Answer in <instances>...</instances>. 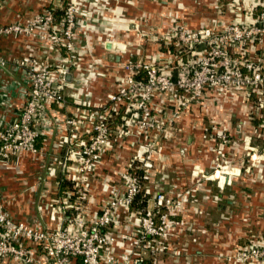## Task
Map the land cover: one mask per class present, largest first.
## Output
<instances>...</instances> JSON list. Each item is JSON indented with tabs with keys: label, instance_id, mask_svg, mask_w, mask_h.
Segmentation results:
<instances>
[{
	"label": "built area",
	"instance_id": "2783aa9c",
	"mask_svg": "<svg viewBox=\"0 0 264 264\" xmlns=\"http://www.w3.org/2000/svg\"><path fill=\"white\" fill-rule=\"evenodd\" d=\"M3 1L0 0V6ZM63 2L66 6L59 16L47 8L27 21L0 23V39L35 38L47 54L45 58L29 54L12 59L0 52V68L20 73L24 84L19 85L25 98L19 111L0 127V167L11 166L19 154L27 153L34 158L45 156L47 150L38 145L39 139L59 131L64 136L57 144H68V154L65 159L56 157L54 160L65 169L76 199L66 206L71 210L70 215L59 216L60 225L56 229L43 227L39 222L15 219L0 202V256L9 258L12 264H137L143 260L145 250L154 249L152 242H162L179 223L171 217L175 206L170 205L171 199L163 189L155 192L156 205L143 209L141 217H122L121 210L130 212L141 190L140 176L132 171L124 176L125 192L113 191L102 208L90 215L88 201L98 164L116 147L118 133H123L118 127L114 128V118L126 110V105L131 107L136 103L143 111L141 128L163 130L166 122L162 119V123H158L150 106L158 90L170 97L175 89L176 113L181 106H187L178 95L181 88L195 93L193 97L198 98L203 97L206 89L224 97L241 93L250 109V119L259 121L260 127L259 133L241 138L245 156L249 157L245 170L263 167L264 56L253 53H257L258 43L264 41V0H230L225 9L236 18L220 30L212 26L191 28L185 22H174L162 39L176 46L175 53L171 50L165 53L183 67L176 81L172 82L154 61L128 60L123 64L124 77L120 80L119 75L116 76L115 89L106 94V101L77 103L71 114L61 121L54 114L53 106L60 111L68 107V89L74 75L82 74L79 82L86 75L90 79V72L83 65L88 47L81 43L79 35L84 28L81 6L71 0ZM86 31L82 33L85 37L88 36ZM52 50H57L59 57H50ZM100 64L95 62L91 70L96 72ZM68 74H72L70 81ZM187 78H192L194 83L185 84ZM88 89L90 91V87ZM214 129L222 148L237 144L238 140H234L227 127L216 125ZM258 138L263 141L261 146L254 144ZM141 154L132 157L130 169L136 160L146 161L145 165L150 166V155L141 157ZM225 168L228 170L223 171L226 176L223 175L220 186L230 181L231 173L241 174L240 168H231L228 164ZM220 172L218 169L214 177L218 178ZM144 177L149 178V173ZM121 226L129 232L131 246L118 253L115 244L117 229ZM164 249L165 246L160 250ZM238 258L248 264L264 261V239L258 238L241 247Z\"/></svg>",
	"mask_w": 264,
	"mask_h": 264
},
{
	"label": "crops",
	"instance_id": "0c3cea01",
	"mask_svg": "<svg viewBox=\"0 0 264 264\" xmlns=\"http://www.w3.org/2000/svg\"><path fill=\"white\" fill-rule=\"evenodd\" d=\"M220 1L111 0L110 11L106 15L115 19L116 28H112L109 32H92L84 38L82 36L83 29L79 31L81 43L88 47L83 65L89 70L90 79L86 75L82 82L87 84H81L79 79L82 74L76 73L73 78L74 82L68 89L70 93L68 107L60 111L54 105V114L63 121L66 115L71 114L73 106L77 103L98 104L106 101V94L115 89L116 76L125 74L123 64L131 60L130 57L126 58L127 50L160 48L162 44L160 41L156 43L147 37L139 38V29L145 35L153 33L161 39L176 21L186 22L191 28L212 26L217 30L231 23L236 15L224 9L222 7L224 4H220ZM62 4L61 0H4L0 6V23L27 21L33 15L45 11L47 8L53 9L59 16L62 12ZM138 18L142 20L139 23H134L136 22L134 19ZM144 19L145 22L148 21L146 24ZM146 25L152 26V28ZM108 42L124 43L125 48L108 49ZM40 44L38 39L31 37H3L0 39V52L12 59L29 54L45 58L47 54L40 48ZM256 49L257 53H253V55L264 56V41L258 43ZM111 54H114L113 59L110 57ZM58 55L57 50L49 51V56L52 58ZM95 62L101 64L98 65L96 72H93L91 68ZM20 83L24 84L21 81L20 73L14 69L0 68V127L23 106L25 98L20 89ZM166 97L168 111L171 114L175 109L176 101L170 100L168 94ZM209 99L212 104L211 117L219 119L222 126L227 127L230 135L234 136V140L239 141L235 146L227 147L226 152H228L229 163H234L241 169V176H235L237 185H229L226 192L218 190L219 199L223 203L220 202L217 205V203L201 201L208 202L209 205L206 207L201 205V208L206 209L211 217L206 218L205 215H200L197 209L193 208L191 217L187 219L190 222L191 231L193 226H195V231L198 228L206 227L203 249H196L190 253L180 252L175 250L179 247V244L175 242L173 250L169 248L170 246H166V252H164L165 250L160 252L145 250L142 253L143 260L138 261L137 264H248L237 260L228 261L227 256L235 254L247 242L258 238L264 239V167L255 168L251 174H248L242 164L245 152L241 144V138L244 135L259 133V121L250 119V109L244 103L241 93H230L225 97L212 93ZM124 108L126 110L124 109L122 114H117L114 118V128L127 129L126 122L122 120L128 119L132 110L127 105ZM204 119L203 115H199L198 107L187 110L178 120L179 132L176 137L168 141L164 140V151L160 154H163L165 159L174 157L177 160L181 158V149L184 147L192 150V155L203 154V152L198 154L199 147L204 151L207 147L214 149L218 144L216 129H214L216 125L207 137L204 132L208 127H206ZM63 136L61 132L54 131L39 139L38 145L45 146L47 150V154L43 157L34 158L27 153L19 154L14 158L11 166L0 167V202L15 219L29 223L39 222L43 227L56 229L60 225L59 216L61 214L70 215L71 210L66 206L72 205L76 199L73 193V184L71 186L66 182L65 169L54 160L56 157L65 159L68 154V144L64 143L63 146L57 144ZM132 140L131 137L120 143L123 140L118 138L116 147L109 151L98 164L88 201L90 215L102 208L113 191L117 190L120 194L125 192L126 187L125 184H122V179L127 172L124 167L119 168L118 162L131 159ZM262 142L258 138L254 144L261 146ZM120 146L124 148L119 150ZM160 154L158 153L156 156H160ZM205 158L210 159V156L206 155ZM154 176L157 177V174ZM251 176H254L256 180L251 181ZM215 188L218 189V187ZM199 198L200 194L194 197V201H198ZM229 209L234 211L233 216L229 221L222 220L220 222L222 231L221 234L216 235L215 231L209 228L210 223L212 224L216 214V216L223 215L228 213ZM136 214L133 205L128 213H125L124 209L121 210L122 217L131 215L130 217L135 219ZM117 231L118 241L115 248L119 253L129 248L131 241L129 232L123 226ZM122 235H125V238ZM254 237L255 239H253ZM169 243L171 244L170 241ZM217 251L225 254L217 256ZM0 264H12V262L9 258L0 256ZM259 264H264V261H260Z\"/></svg>",
	"mask_w": 264,
	"mask_h": 264
},
{
	"label": "rangeland",
	"instance_id": "374dc122",
	"mask_svg": "<svg viewBox=\"0 0 264 264\" xmlns=\"http://www.w3.org/2000/svg\"><path fill=\"white\" fill-rule=\"evenodd\" d=\"M61 1L63 2L64 0ZM71 1L74 2V4L81 6V12L83 13L82 18L84 19L83 30H87V34H91L92 32L95 33L97 31L109 32L112 28H116V23L114 21L115 19H112L111 17H108L106 15V13L110 11L111 0ZM229 1L230 0H221L219 3H223L224 5H222V7L225 9V4H227ZM65 6L66 3L63 2L61 14L64 12ZM141 20L142 19L140 18L136 20L134 19V21H136L134 23H139ZM143 21L145 24L148 22H145V19ZM186 24L189 25L188 23ZM146 26L152 28V26ZM138 33L139 38L147 37V39L150 38L152 42L158 43L160 41L162 44L159 49L155 50H146L142 48L127 50L128 55L126 58L128 59L130 57L132 61H154L157 66L160 67L164 71V73H166L170 77L172 82L176 81L178 79V74L182 72L183 67H180L172 59L165 56V53H167L168 50H171L173 53H175L176 46L173 44L164 43V40L162 38L160 39L156 37L157 34L151 33L145 35L142 33L141 29H139ZM82 36L83 38L85 37L84 34H82ZM118 77L121 80V78L124 77V74H119ZM193 83L194 80L192 78H187V80L185 81V84L192 85ZM174 92L175 89H172V94L169 97L170 100L176 101L175 109L171 114L168 111V103L166 100L167 97L165 94H163V91H156L150 101V106L153 109V115L156 116L157 122L162 123V119L166 122V126L163 130H148L141 128L140 125L143 122V111L138 107L136 103L131 106V116L126 120H122L123 122H126V124L128 123V126H126L127 129L123 130V133H118L119 138L123 140L120 141V143L132 137L133 143L131 144V148L133 149V153L130 158L132 159V157L136 154H139V152L142 153L141 157L149 154L151 161H149L148 164H150V166L145 165L146 161L140 162L136 160L133 164V168L130 169V164L133 163L131 162V159L125 162L120 160L118 164L119 168L124 167L127 173L132 171L136 172V174L140 176L141 190L136 195L135 200L132 203L134 211L135 213H137L136 218L142 216L141 212L143 211L144 207L152 209L156 205L155 192L159 189H163L165 194H168L167 196L171 199L170 205L175 206L174 208H172V211L175 214H173L171 217L172 219H175L179 224H177L176 226L174 225V230L168 232L167 236L165 237V239H163L162 242L157 241L154 242V244L152 242L151 245L154 247V249L152 250V248H149V250L160 252L161 247L163 248L165 246L164 252H166L167 247L169 246V248L173 250V248L175 247V242H177L176 244H179V247L175 249L176 251L190 253L196 251V249H203L202 247L205 241L203 237H205L204 234L206 235V233L204 232L206 228L205 226V228H198L197 231H195V226L192 225L193 230L191 231V225L187 219L191 217L192 210L194 211V209H197L200 215H205L206 218L211 217L206 209L201 208V205H204L206 207V205H209L207 204L208 202H213L215 204L217 203V205H219V203L222 201L221 199H219L220 195H218L217 193L218 190L220 192H226L229 185H237L235 176H241V174L231 173L230 181H225L224 184L222 183V186H220L223 175L226 176L223 171L228 170L225 168V166L228 164L231 168L236 167L234 163H229L227 159L228 152H226L225 147V150H223L224 148H222V145L220 144H217L214 149H210V147H207L206 151L199 147L198 154H201L203 152V154L201 155L204 156L196 154L192 155L193 151L185 147L184 149H181V158L177 160L174 157H172L171 159H165L164 155L160 154L164 151V140L168 141L175 138L177 133L179 132L178 120L180 118L178 116H183V114L187 110L192 109L193 107H198L199 115L201 114V116L203 115V117H205V125L207 124L206 127L208 128L207 130H205L204 134L207 137H209V135L211 134V129L214 127V125L222 127L220 120H216L215 118L211 117L210 114V108L212 104L210 103L211 99H209V97L210 94L213 93L210 89H206V93H203L202 98L193 97L195 93L189 92L186 88L179 89L178 95H181L182 100L186 102L187 106H185V108L184 106H181L179 112L177 113L176 111L178 109V102L175 98V95L173 94ZM123 148V146H120L119 150H122ZM144 150L146 151L143 152ZM158 153L160 154V156H156L158 155ZM206 155H209L210 159H206ZM248 158V156H245L244 160H242V164H244L245 167L249 165ZM218 169L221 171L219 174L220 176L218 178H215L214 175L216 174ZM254 169L255 168H253L251 171H248V174H251ZM147 172L149 173V178L144 177ZM156 174L157 177L154 176ZM250 180L255 181L256 178L254 176H251ZM122 184H125V178L122 179ZM215 187H218V189H216ZM198 194H200L199 200L194 201V197H197ZM201 201L208 202L203 203ZM165 211L168 210L165 209ZM233 212V210L229 209V212L223 215L216 216V214V220L215 216L213 215L214 220L212 221V224L210 223L209 228L214 230V233L216 235L221 234L220 232L222 231V227L220 225V222L222 220L229 221V219H231L233 216ZM253 239H255V237ZM169 241L171 242V244L169 243ZM248 244H251V242H247V244H245L244 246H247ZM240 249L236 251L235 254L227 256L228 261L237 260L245 262L238 258ZM184 254L186 256V253ZM224 254L221 253V251H217V256H222Z\"/></svg>",
	"mask_w": 264,
	"mask_h": 264
},
{
	"label": "water",
	"instance_id": "95a60500",
	"mask_svg": "<svg viewBox=\"0 0 264 264\" xmlns=\"http://www.w3.org/2000/svg\"><path fill=\"white\" fill-rule=\"evenodd\" d=\"M107 48L108 49H113V50H117V49H124L125 48V44L121 43V42H108L107 43ZM111 59L114 58V55L111 54L110 55ZM67 79L70 81L72 80V74H68L67 75Z\"/></svg>",
	"mask_w": 264,
	"mask_h": 264
},
{
	"label": "trees",
	"instance_id": "16d2710c",
	"mask_svg": "<svg viewBox=\"0 0 264 264\" xmlns=\"http://www.w3.org/2000/svg\"><path fill=\"white\" fill-rule=\"evenodd\" d=\"M66 182L72 186V182H70L68 179L66 180Z\"/></svg>",
	"mask_w": 264,
	"mask_h": 264
}]
</instances>
